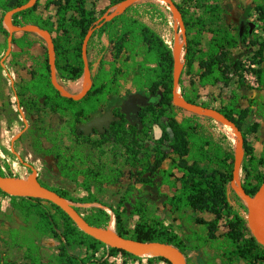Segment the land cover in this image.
Wrapping results in <instances>:
<instances>
[{
    "label": "trees",
    "instance_id": "obj_1",
    "mask_svg": "<svg viewBox=\"0 0 264 264\" xmlns=\"http://www.w3.org/2000/svg\"><path fill=\"white\" fill-rule=\"evenodd\" d=\"M28 0H0V34L5 39L0 43V51L7 48L8 31L3 25L5 12L24 4ZM100 0H36L35 4L12 15V24L16 27L36 26L49 34L54 54V70L49 64L48 46L44 47L43 53L33 57L34 68L30 70V78L22 88L31 94L41 104L60 113H68L71 117L73 132L85 139L89 135L80 130V125L86 124L94 116L101 114V107L110 98L125 100L127 95L122 94L120 86L127 82L129 73L123 69V65L132 56H139L137 69L139 71L138 92L149 97V102L141 106L138 120L134 125L121 112V107L114 105L111 109L114 119L104 133L99 134L103 141H120L121 134L129 133L132 137V145L136 148L133 154L132 165L140 164L134 174V183L152 186L154 183L167 185L174 188L180 195L178 210L189 208L199 213H208L212 217L206 219L201 216L194 218V222L203 225L206 232L200 239L203 241L214 240L217 242V252L225 258L226 264H238L244 260L246 264H264V247L259 244L246 228L242 214L235 208L228 197V186L233 179L234 152L226 149L222 144L215 141L201 131L200 117L207 118L197 112L188 111L173 102L174 87V56L172 46L150 25L135 16L131 11L135 10L138 0L127 6L122 13L113 16L109 20L104 15L110 14L117 5L125 0H104L103 8L98 9ZM153 1V0H152ZM184 23L186 30L192 29L193 35L186 38L183 43L182 69L180 71L178 85L181 96L190 103H195L204 108H211L208 101L197 103L186 93L184 79L191 86H216L217 84H228L231 70L236 72L241 67L240 60L235 58L233 49L244 47V51L250 53L252 63L257 64L256 76L259 85L264 89V40L259 41L255 34L256 23L264 27V0H249L243 7L241 22L236 24L226 21V9L224 0H171ZM42 6V8H41ZM51 7L54 12L51 13ZM253 28H250V17ZM242 27V30H240ZM107 36L108 43L112 46L113 60H100L96 72L91 74V85L87 92L79 99H72L61 95L52 83V76L66 90L70 91L66 81H76L83 76L84 62L82 58V44L87 33ZM16 36L12 33V45L18 51L12 50L10 56L14 59L19 53L25 52V47L32 41L25 36L28 32ZM208 35L207 46L203 45V36ZM91 37V36H90ZM91 70V64L89 63ZM237 73V72H236ZM237 88L247 86L240 78L236 82ZM13 89L18 99L21 96ZM240 95L232 90L230 96L218 98L219 107L216 110L228 121L241 131L243 124L256 106V111L264 118V97L256 98L244 96L247 106L240 104ZM110 109V108H109ZM161 119L166 123L160 125ZM157 125L161 129V135L155 140L162 144L166 141L170 153L176 158L180 174L177 175L168 168L162 167L166 152H162L158 146L151 150L143 148V142L148 137V128ZM167 129L172 136L169 139ZM243 134V133H242ZM140 144H139V143ZM139 149L146 152L141 158H137ZM243 162L241 163L242 175L240 183L245 193L253 195L264 180V153L256 155L253 147L243 135ZM153 154L151 161L149 156ZM58 170L62 177L82 176L77 182L78 186L86 191V194L68 199L75 203H99L101 206H91L88 212L81 213L80 208L75 207L92 225L108 228L113 216L105 209L112 210L114 214V230L122 237L142 242L159 241L177 247L182 253L187 249L185 240L172 228L164 223L161 218L145 217L146 205L135 196V187L129 184L119 194L115 205H107L97 198L93 192L95 186H100L104 181H117L114 177L110 179L102 176L91 168H77L72 155L57 154ZM1 175L14 176L5 173L0 167ZM40 183L53 191L60 193L57 186ZM3 195L10 198L14 206L22 210L32 211L37 207L43 209L51 234H55L53 221L49 217V209L42 204L46 201L29 195H15L0 189ZM238 197V194H235ZM66 198V197H65ZM50 203L54 212L62 223L67 227L69 238L59 252L57 261L60 264H84L90 261L92 255L75 258L67 250L69 244L93 243L95 247H105L107 257L120 255L121 264H126L128 258L141 259L143 256L134 255L117 247L105 245L103 242L93 238L79 229L72 219L57 205ZM244 211L247 210L242 205ZM264 216L260 208L257 211ZM255 215V214H254ZM221 219L224 220L225 230L217 234ZM38 229L43 226L37 225ZM14 236L13 241L23 245L31 251L33 258L31 264H50V261L42 262L39 247L36 243L24 239L13 230L9 231ZM153 260L171 264L167 259L160 256H148ZM108 258L99 264H108ZM7 264V263H6ZM15 264V263H12Z\"/></svg>",
    "mask_w": 264,
    "mask_h": 264
},
{
    "label": "rangeland",
    "instance_id": "obj_2",
    "mask_svg": "<svg viewBox=\"0 0 264 264\" xmlns=\"http://www.w3.org/2000/svg\"><path fill=\"white\" fill-rule=\"evenodd\" d=\"M248 2L249 0H224L223 5L227 12L225 15L226 21H232L236 24L240 23L243 7ZM42 3L43 0H41V4ZM104 5L105 1L100 0L97 3V8L101 9ZM50 12H54L53 7H51ZM131 13L156 30L172 48L177 47L179 58L180 60L182 59L184 40L192 37L193 30H186L181 26L179 21L173 17L172 11L166 1L143 0L141 3L137 4L135 10L131 11ZM254 19L255 15H252L249 22L253 24L252 20ZM251 27L253 28V25ZM23 30L32 31L30 28L16 27L13 32L16 36H21L24 34ZM255 34L259 41L264 40V27L262 24L256 23ZM25 36L28 40L32 41L28 47H25V52L19 53V55L12 59L10 56L11 51H18V48L11 43V50L3 61L4 65L0 63V167L2 170L5 173H11L18 177L25 178L30 176L31 169L18 160L17 155H19L25 162L35 167L39 181L47 185L57 186L60 189V193L65 197H70L71 195L76 196L80 190H84L77 184V182L82 180V176H78L77 178L74 176L62 177L58 170L57 154L63 153L65 155H72L75 159L77 168H91L93 171L99 172L102 176H107L110 179L114 177L117 178L115 182L106 180L100 186H95L93 188V192L95 190L102 198L110 200V203H106L100 199L103 203L115 205L118 198L116 195L120 194L129 184H133L136 189L135 196L138 199L141 196L142 199L150 197L149 200H157V205L154 204V207L148 206L149 210L148 213L146 212L145 216L147 215L148 218H155L163 214L166 217L165 220L170 222L175 221L174 219L177 217L172 216V214L176 211L181 213L183 209L178 210L180 195L174 188L161 184H153L151 188L144 187L141 183H134L135 171L141 166L138 163H136V165L131 164L133 161V154L137 147L131 144L132 137L129 133L121 134L122 138L117 142L112 140L103 141L100 139L99 133L94 132L88 134L89 139H85L83 136H79L77 133L75 134L73 132L71 117L68 113H60L51 109L49 105L41 104L22 88L25 82L30 78V70L34 68L32 56H39V54L43 53L44 47L47 45L46 37L41 33L34 34L28 32ZM90 36L86 42L85 51L88 64H91L90 72L93 74L96 72L100 60L104 59L106 61H111L113 60V55L112 46L108 43L105 34L99 37L91 33ZM4 39L5 35L0 34V43H2ZM202 42L204 46H207V34L203 36ZM243 48L244 47L233 49L235 58L240 60L241 67L236 71L237 73L231 70L229 74L231 80L228 84L220 83L216 86H191L185 78L184 88L187 95L197 103L208 101L211 108L214 109L219 107L218 98L220 96H230L232 90H236L241 96L240 104L242 106H247V101L244 96H252L258 99L264 97V89L259 85L255 73L258 66L252 63L250 53L247 51L245 52ZM5 51H0V59ZM139 60V56H132L130 60L123 65V69L129 73L130 79L127 82L121 83L120 90L122 94L138 92L139 71L137 69V62ZM238 73L245 84L249 86V89H246V87L237 88L236 82L238 80ZM8 74H10V77ZM83 77L84 75L76 81H66L71 93L79 94L86 88L88 81L86 79V81L83 82ZM11 79L14 80L15 89L21 94L19 101L27 125L17 108ZM178 93L181 95V91H178ZM122 103L123 100H115L112 97L101 107V113L106 110H111L114 105L121 107ZM200 115L207 117H200L198 119L201 123V131L222 144L226 149L232 150L234 154L235 152L238 153L240 150H238L240 146L239 134L229 124L224 123L214 116ZM165 123V119H161L160 125L162 126ZM167 132L169 139H171L172 134L170 130L167 129ZM19 133L20 135L17 137ZM147 134L148 137L143 142V148L151 150L155 146H158L162 152L168 154V157L165 158L162 163V167L168 168L179 175L180 171L175 161L176 158L170 153L167 142L163 141L162 144H159L155 140L161 135L160 127L157 125L149 127ZM240 135L242 137L243 135L245 136L249 144L253 147L256 155L264 153V118L258 114L256 106L252 107V111L246 118ZM139 150L137 158H141L143 154L146 153L144 149ZM153 158L154 155L151 154L149 159L152 161ZM242 162L243 157L241 156L240 167L237 171V179H240L242 175ZM261 170L264 171V166L261 167ZM233 182V184H236L235 180ZM233 184L230 183L228 186L229 200L235 208L244 214L246 211H244L242 205L246 207V200L237 193ZM149 188H151L150 194L147 193V189ZM84 192L86 194L85 190ZM236 193L238 197L235 195ZM0 194L2 193L0 192ZM71 199L74 200L75 198ZM162 199H164V201H162ZM42 204L54 212L50 203L44 201ZM75 204L80 208L81 213L88 212V208L90 207V205ZM105 208L108 209L107 207ZM261 209L264 212V205ZM197 216L206 219H211L212 217L208 213L193 211V214L184 213L179 219L184 222H181V226L184 230L187 232L190 231L192 235H195L196 232L204 231L205 229L198 224L193 228L189 226ZM254 218L264 222V216L258 212L255 213ZM220 224L222 225L219 227L217 234H221L225 230L223 219H221ZM10 230V228H6L0 224V264H31L33 258L32 252L28 251L25 246H20L16 241H13L12 238H14V236L10 235ZM197 234L196 238H200V236H203L205 233L203 235ZM23 238L26 239L25 237ZM214 242L217 245V242ZM216 245L215 251L217 256L214 262L216 264H221L220 258L224 257L217 252ZM145 257L148 256H143V258ZM42 262L47 261H44L42 257ZM162 264L165 263L163 262ZM224 264H226V260ZM238 264L246 263L244 260H241Z\"/></svg>",
    "mask_w": 264,
    "mask_h": 264
},
{
    "label": "water",
    "instance_id": "obj_3",
    "mask_svg": "<svg viewBox=\"0 0 264 264\" xmlns=\"http://www.w3.org/2000/svg\"><path fill=\"white\" fill-rule=\"evenodd\" d=\"M136 1L138 0H125L121 2L119 5L115 7V9L110 14L104 15L103 16L104 19L109 20L113 16L119 13H122L127 6H129L130 4ZM164 1L168 3L172 11L173 17L176 20H178L181 26L184 28L180 13L178 12L173 2L171 0H164ZM35 2L36 0H28L24 4L11 8L7 12H5V14L3 15V25L8 31V36H7L6 51L4 55L2 56V58L0 59L1 65H4L3 61L11 50L12 33H13V30L16 28V26L12 24V15L15 12H18V11H21V10H24L26 8L33 6ZM251 26L252 24L250 23V28ZM23 28H30V30L35 31L37 33H41L46 37L48 53H49V64H50L51 70L53 71L54 70V54H53V47H52L49 34L46 31L41 30L36 26H24ZM240 30H242V27ZM92 31L93 30H90L87 33V35L84 38L83 44H82V58L84 62L83 75L86 76L87 81H88L86 88L79 94H73L70 91H66L55 80L54 75L52 76V83L54 87L63 96L70 97L72 99H79L87 92V90L89 89L91 85V72H90L89 64H88L87 57H86L85 46H86L88 37L90 36ZM172 49H173V56H174L173 102L176 105L181 106L188 111L197 112L198 114H203L207 116H214L222 120L224 123L229 124L239 134V142H240L239 149L240 150L238 151V153L235 152L234 154L233 179L231 183L233 184L234 183L233 181L235 180L236 184H233L234 188L236 189L237 193L240 194V196H242L246 200L247 210L243 216V220H244V224L246 228L249 230L251 236L259 244H261L264 247V222L254 218V214L264 205V180L253 195L250 196L245 193L244 189L241 186L240 180L237 179V171L240 167L239 166L240 158L241 156H243V149L241 151V144L243 143V137L240 135V131L234 126L233 123L228 121L216 109L204 108L200 105L189 103L178 93L179 91L178 79H179L180 71L182 69V59L181 60L179 59L177 47H173ZM8 76L10 77V74H8ZM11 84H12V89H13V84H14L13 79H11ZM14 96L16 98L17 108L20 114L22 115V118L26 124V120L24 118V114H23V111L20 105V101L17 95L15 94V92H14ZM148 102H149L148 96L135 93L132 95L131 98L127 99L121 105V112L124 113L125 117L131 122L132 125H134L136 121L138 120L139 126H141V122L139 121V118L137 119L132 118L130 115V112L132 114H138L141 106L146 105ZM114 119H118V117L113 116L112 110H106L102 114L94 116L86 124L80 125V130L84 132L85 134L92 132L93 129H95L98 133H104L106 129L110 126V123ZM19 135L20 133L17 135V137ZM17 158L22 164H24L25 166L31 169L30 176L23 178V177H18V176L0 174V184H4L12 188L21 189L24 191L23 194H15V195H29V196L44 199L46 201H49L57 205L72 219L74 224L79 229H81L88 235L92 236L93 238L103 242L107 246L117 247V248L123 249L125 251H128L138 256H145V254L149 253L151 256L164 257L171 264H188L184 256V253H182L177 247L171 244H167V243H163L159 241H153V242L137 241L129 237H122L114 229H109L108 225L106 227H99L96 225L89 224L84 219L83 215L75 208L77 206L74 202L69 201L61 193H57L53 191L52 189L42 185L39 179L37 178V170L35 169V167L32 164L25 162L19 155H17ZM0 189L2 188L0 187ZM2 190L7 192L4 189ZM9 194H12V193H9Z\"/></svg>",
    "mask_w": 264,
    "mask_h": 264
},
{
    "label": "crops",
    "instance_id": "obj_4",
    "mask_svg": "<svg viewBox=\"0 0 264 264\" xmlns=\"http://www.w3.org/2000/svg\"><path fill=\"white\" fill-rule=\"evenodd\" d=\"M159 184V183H154ZM162 185V184H161ZM144 187H153V186H146ZM167 186V185H165ZM151 188L147 189L150 194ZM84 190H80V192L76 196L66 197L68 199L76 198L78 196L84 195ZM94 194L97 198L101 199L103 202L110 203L108 199L102 198L97 191L94 190ZM119 198V194L116 195ZM117 198V199H118ZM150 197L141 198L143 202L146 203V212L148 213V206L154 207V204L157 205L155 199L149 200ZM161 199V198H160ZM164 201V199H162ZM117 202V200H116ZM82 205H90L91 206H101L99 203H79ZM106 209V208H105ZM43 209L37 207L32 211L22 210L18 206H14L10 198L8 196H4L0 194V224L5 226L6 228H10L11 230L15 231L16 233L25 237L28 241L36 243L39 247V252L43 257L44 261H50L51 264H60L57 261V257L59 256L61 246L68 241L67 227L62 223L60 218L55 212L49 210V217L53 221V228L55 234H51V227L48 226L45 216L42 214ZM184 213L193 214V211L185 208L181 211H176L172 214V216H176L177 218L174 219L175 221L170 222L165 220V216L162 214L160 217L164 220V223L167 224L170 228L176 231L186 242L187 249L184 251V256L188 264H216L214 259L216 258V251H215V242L212 240L203 241L197 237V233L204 234V231L196 232L195 235H192L191 232H187L181 226V220H179ZM197 214V213H195ZM147 217V215L145 216ZM148 218V217H147ZM152 218V217H151ZM150 219V218H148ZM184 223V222H183ZM193 223V225H192ZM189 224L190 227H194L197 225L194 221ZM37 225L43 226V229H38ZM199 225V224H198ZM67 250L70 254H72L75 258H82L87 255H92L89 262L84 264H99L107 257V249L105 247H95L93 243H88L86 245L82 244H69L67 245ZM122 258L120 255L113 256L108 258V264H121ZM221 264L225 263L224 258H220ZM76 264L77 261H75ZM163 262L153 260L150 257H145L141 259H133L128 258L126 260V264H162Z\"/></svg>",
    "mask_w": 264,
    "mask_h": 264
},
{
    "label": "bare ground",
    "instance_id": "obj_5",
    "mask_svg": "<svg viewBox=\"0 0 264 264\" xmlns=\"http://www.w3.org/2000/svg\"><path fill=\"white\" fill-rule=\"evenodd\" d=\"M162 1H164V0H162ZM184 24V23H183ZM180 59V58H179ZM86 76H84L83 77V82L84 81H86ZM179 84V83H178ZM84 85V84H83ZM180 91V90H179ZM184 98V97H183ZM238 150H239V148H238ZM243 157V156H242ZM240 166V165H239ZM239 176V175H238ZM240 180V179H239ZM0 187L2 188V189H4V190H6L7 192H9V193H12V194H23L24 193V191L23 190H21V189H15V188H12V187H10V186H7V185H4V184H0ZM111 214H112V216H113V212H112V210L111 209H107ZM109 229H114V216H113V219H112V221H111V224H110V226H109ZM145 256H151L149 253H147V254H145Z\"/></svg>",
    "mask_w": 264,
    "mask_h": 264
},
{
    "label": "flooded vegetation",
    "instance_id": "obj_6",
    "mask_svg": "<svg viewBox=\"0 0 264 264\" xmlns=\"http://www.w3.org/2000/svg\"><path fill=\"white\" fill-rule=\"evenodd\" d=\"M135 93H139V92H135ZM135 93L128 94L127 97H126V99L123 100V103H124L127 99L131 98L132 95L135 94ZM139 94H140V93H139ZM123 103H122V104H123ZM122 104H121V105H122ZM112 113H113V112H112ZM101 114H102V113H101ZM130 115H131L132 118H136V119H137V117H138V114H132L131 112H130ZM115 117H116V116H115ZM92 132H94V133H98L95 129H93ZM92 132H90V133H92ZM88 134H89V133H88ZM99 134H101V133H99Z\"/></svg>",
    "mask_w": 264,
    "mask_h": 264
}]
</instances>
